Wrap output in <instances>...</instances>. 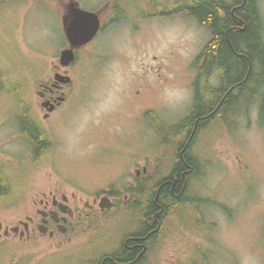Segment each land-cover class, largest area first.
Listing matches in <instances>:
<instances>
[{"label":"rangeland","instance_id":"1","mask_svg":"<svg viewBox=\"0 0 264 264\" xmlns=\"http://www.w3.org/2000/svg\"><path fill=\"white\" fill-rule=\"evenodd\" d=\"M152 1L0 0V64L5 75L24 82V102L53 143L46 158L33 157L19 130L9 85L0 77V174L19 196L13 205L0 204L2 225L11 227L34 214L41 190L76 189L86 197L111 181L116 184L118 174L115 220L98 214L69 241L66 236L35 242L1 236L0 264H97L117 236L119 241L135 228L129 196L169 173L173 145L161 143L150 124L154 121L144 114L150 111L167 125L189 114L193 61L210 33L178 9L190 0ZM70 3L97 13L102 29L73 49L75 63L62 67L60 54L70 48L64 31ZM258 4L264 20V0ZM113 9L120 10V19L112 17ZM55 71L66 72L71 82L65 103L42 121L37 90ZM191 151L203 166L189 180V197L168 204L139 264H260L264 125L256 105L232 129L216 127L199 135ZM136 169L145 178H137Z\"/></svg>","mask_w":264,"mask_h":264},{"label":"trees","instance_id":"2","mask_svg":"<svg viewBox=\"0 0 264 264\" xmlns=\"http://www.w3.org/2000/svg\"><path fill=\"white\" fill-rule=\"evenodd\" d=\"M152 2L148 0L149 4ZM190 2L178 9L184 10L187 16L195 19L210 33V39L193 61V68L196 71L192 84L193 106L189 114L174 125L157 120L150 111L144 114L148 121H154L153 123L150 121V124L161 138V143L173 145L174 157L170 172L172 175L170 174L168 178L171 181L166 182L167 179L158 178V183L161 185L165 183L160 186L157 196L156 190L159 185L152 189L159 204L162 200L165 201V205L172 206L187 199L189 180L197 176L203 166L201 160L191 151L199 135L212 132L216 127L225 126L232 129L254 104L264 125V20L258 0H190ZM114 8H117V4ZM111 15L120 19L121 12L119 9H113ZM8 59L10 60V57ZM11 59L12 63L16 62L13 57ZM76 59L77 55L74 63ZM17 66L16 64L15 69ZM6 73L8 72L4 71L0 64V77L6 80L15 101L19 130L24 135L23 139L32 151L33 157L44 159L53 143L47 132L35 122L28 103L24 102V82L16 80L14 74L5 75ZM211 78H215L217 83H210ZM180 152L184 156L185 164L182 162ZM181 172L186 176L185 186L180 178ZM172 176L176 177L175 182L172 181ZM10 187L9 181L0 174V204L5 205L9 202L13 205L19 199L18 194L14 193L17 190H11ZM170 190H173V194L169 193ZM151 193L138 191L136 194L137 201L146 212L153 207L150 201ZM126 255L129 258L125 257ZM134 258L136 254L122 252L118 255V262L124 263L127 259L130 261ZM140 261L142 256L130 261L129 264H139Z\"/></svg>","mask_w":264,"mask_h":264},{"label":"flooded vegetation","instance_id":"3","mask_svg":"<svg viewBox=\"0 0 264 264\" xmlns=\"http://www.w3.org/2000/svg\"><path fill=\"white\" fill-rule=\"evenodd\" d=\"M0 5L4 4L1 3ZM99 21L100 27L96 35L102 29V21L100 19ZM59 69L60 67H58L56 71ZM62 73H64V71ZM53 83V79L48 82L40 83L39 90H37L43 92L42 96L37 94L42 112V121H48L52 117L53 113H55L56 110L59 109L66 101L65 87L69 86L70 83H55L56 85H53ZM45 86L51 87V90L45 88ZM61 96L63 99L59 100L58 97ZM43 103H45L46 106H44ZM52 104L54 105V108L51 111H48L47 108H49ZM32 117L34 116L32 115ZM180 157L184 163V156L181 152ZM142 171L143 173L146 172L145 167H142ZM170 172L171 169L168 174L161 176L164 180L167 179L166 182L171 181L168 179L170 178ZM136 176L137 178L144 177V175L140 176V170L138 169H136ZM180 178L183 180L185 186L187 181L184 172H181ZM172 179L173 182L176 181L175 176H172ZM114 183L111 181L106 184L105 187L100 188L99 190H94V193H89L86 197L82 194L78 195V190L76 189L66 191L64 189H60L59 187H49L41 190L37 194V199L33 201L34 214L26 216L24 221H19L11 227L7 225L3 226L2 231H0V237H12V239L22 242H35L45 236H48L50 239L62 241L66 236V239L69 241L73 232L81 230L80 228L85 222L90 223L92 221L91 219L94 220V217L98 214L101 218L106 220L109 219L107 216L111 215L110 218H114L115 220L118 217V174L116 176V184ZM148 183L145 189L142 188L141 191L145 193L149 191L152 192L150 201L153 207L149 208L147 212L144 211V207H142V205L137 201L138 195H130V209L132 212L135 211L136 215V219H133V214L131 213V218L136 222V225L134 226L135 228L133 230L126 231L125 234L123 233L119 241L117 236L115 246L109 251L103 252L98 257L97 263L129 264L130 261L132 262L141 256L143 258L148 251L149 246L155 240L156 234L161 227L163 212L164 210L169 209L168 204L165 205V201L161 200V204L156 201L153 194L154 192L152 191L156 185H159L156 190L157 196L160 192V186H162L165 182L161 185L158 183L157 179L156 181L151 180ZM171 185L173 187V183ZM169 193L173 194V190H170ZM188 197L189 196L187 195V198ZM124 198H128V196H124ZM196 201H201V197H196ZM112 215H114V217ZM6 228L8 229V232L4 234V230ZM114 228L118 232L116 224H114ZM122 252H126V254L134 253L136 254V258L130 261L127 259L126 262L119 263L118 255ZM260 254V264H264V231L260 241ZM125 257L129 258L127 255Z\"/></svg>","mask_w":264,"mask_h":264},{"label":"water","instance_id":"4","mask_svg":"<svg viewBox=\"0 0 264 264\" xmlns=\"http://www.w3.org/2000/svg\"><path fill=\"white\" fill-rule=\"evenodd\" d=\"M70 19L65 26V37L70 45V48L65 49L61 52L59 62L62 67L70 65L75 59V52L73 49L82 47L90 42L100 27V21L97 13L84 10L76 6L74 3L69 4ZM53 85L56 84H68L71 82L70 76L64 72H55L53 75ZM56 83V84H55ZM45 88L51 90V87L45 86ZM37 94L42 96V91H37ZM59 100H62L63 97H58ZM44 106L45 103H43ZM54 108L52 104L48 111H51ZM3 225L0 221V231H2ZM8 232L6 228L4 234Z\"/></svg>","mask_w":264,"mask_h":264},{"label":"bare ground","instance_id":"5","mask_svg":"<svg viewBox=\"0 0 264 264\" xmlns=\"http://www.w3.org/2000/svg\"><path fill=\"white\" fill-rule=\"evenodd\" d=\"M152 224V223H151Z\"/></svg>","mask_w":264,"mask_h":264}]
</instances>
